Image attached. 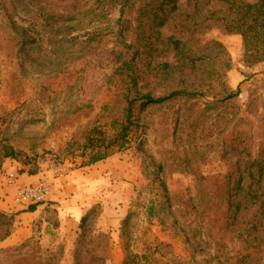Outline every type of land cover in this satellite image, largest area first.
Listing matches in <instances>:
<instances>
[{
	"label": "rangeland",
	"instance_id": "1",
	"mask_svg": "<svg viewBox=\"0 0 264 264\" xmlns=\"http://www.w3.org/2000/svg\"><path fill=\"white\" fill-rule=\"evenodd\" d=\"M202 1L204 14L220 8L217 0ZM194 10L189 0H179L178 11L162 28L164 35L187 37L179 15ZM197 27L190 36L194 51L218 55L217 65L223 75L206 78L203 84L191 74L184 76L188 88L198 87L201 93L150 106L143 115L147 124L143 149L132 144L108 157L104 168L111 175L110 186L91 207L94 213L90 222L91 246L106 264H124L130 252L142 254L147 246L153 256L146 264H240L239 253L244 251L241 242L219 231V225L202 212L201 204L207 198L208 177L235 169L238 156L224 150L229 139L248 135L256 147L264 141V60L247 55L263 49L264 44L246 39L243 30L228 29L218 21ZM5 31L0 12L2 38ZM111 48L112 44L90 48L60 72L28 76L20 72L14 57L0 51V142L9 143L18 153V159L0 155V200H15L19 185L12 171L15 165L23 172L35 160L54 168L74 158L66 154L65 147L79 113L84 114L91 104L100 111L111 93L107 80ZM169 59L173 60L170 56L159 61ZM167 79L171 82L170 77ZM157 82L162 83L163 78L153 80L154 85ZM238 89V95L225 100L218 94ZM13 175L15 181L10 180ZM160 179L166 182L169 199ZM55 210L21 219L22 225H32L31 230L14 244L2 245L7 238L0 242V264H35L46 257L54 264H73L81 228L70 246L67 235L51 239L50 231L43 232V222L45 218L55 219ZM254 212L253 206L244 209L241 219H252Z\"/></svg>",
	"mask_w": 264,
	"mask_h": 264
},
{
	"label": "trees",
	"instance_id": "2",
	"mask_svg": "<svg viewBox=\"0 0 264 264\" xmlns=\"http://www.w3.org/2000/svg\"><path fill=\"white\" fill-rule=\"evenodd\" d=\"M189 1L195 10L179 15L180 26L187 32V37L180 38L165 36L162 30L178 11L179 0H0L6 29L5 38L0 36V51L14 57L25 76L60 72L72 60L82 58L88 49L112 44V65L107 73L111 93L100 111L91 104L84 114L79 113L66 143V154L81 156L84 164H93L132 144L141 150L147 126L143 115L150 106L200 94L198 87L188 88L186 75L196 77L199 84L206 78L222 76L218 55H198L194 51L195 43L190 36L199 24L218 21L228 29L243 30L246 39L264 44V0L254 3L217 0L220 8L210 9L206 14L202 0ZM71 53L75 54L73 58ZM247 55L262 61L264 48ZM170 56L172 61H159ZM162 78V83L153 84L154 79ZM166 81L170 84H164ZM239 91L218 94L225 100ZM205 92L202 90V94ZM218 94L215 98H219ZM229 140L224 150L225 154L238 156L235 169L232 173L218 172L208 177L207 198L201 210L213 224L219 225L225 236L239 239L244 249L239 253L240 264H264V141L256 147L252 138L243 134ZM0 155L18 159L16 149L6 142H0ZM29 164L33 165L22 169L23 172L35 174L41 168L38 160ZM160 186L169 199L168 187L162 179ZM189 204L193 206L192 202ZM36 205L33 203L28 210H34ZM250 206L255 208L253 218L242 220L241 213ZM93 213L94 209L81 220L73 264H106L105 258L91 246ZM15 215L0 209V242L11 235ZM152 256L147 246L142 254L130 252L124 264L150 263ZM35 264L54 261L46 257Z\"/></svg>",
	"mask_w": 264,
	"mask_h": 264
},
{
	"label": "crops",
	"instance_id": "3",
	"mask_svg": "<svg viewBox=\"0 0 264 264\" xmlns=\"http://www.w3.org/2000/svg\"><path fill=\"white\" fill-rule=\"evenodd\" d=\"M108 161L107 158L93 164H84L83 159L80 157H75L73 160L67 159L63 165L68 166V171L60 176H56L53 168H51L52 166L47 163L41 165L42 167L35 174L28 171L18 172V167L15 165V170L12 171H15L17 175L16 181L18 184L31 183L43 175H49L54 177L55 186L49 200L37 204L34 210H28V205L21 206L10 198L0 200L1 210L18 213L13 233L5 240V243L1 244H14L18 242L16 240L19 239L21 234H27L31 230L32 225L29 223L22 225L20 223L21 219H33L43 212L46 213L47 210L50 211L55 208V219H44L43 232L46 229L50 231L51 239H58L62 235H67L66 243L69 246L72 245L74 235L83 216L92 209L91 207L99 203V200L102 199L100 197L105 196V187L110 186L109 179L111 175L104 168ZM9 165H11V162ZM44 237H46V234H44Z\"/></svg>",
	"mask_w": 264,
	"mask_h": 264
},
{
	"label": "built area",
	"instance_id": "4",
	"mask_svg": "<svg viewBox=\"0 0 264 264\" xmlns=\"http://www.w3.org/2000/svg\"><path fill=\"white\" fill-rule=\"evenodd\" d=\"M53 169L56 176L66 174L68 171L67 167L63 164L57 165ZM10 180L15 181V176L13 175ZM54 186V177L49 175H43L31 183L19 184L14 198L15 202L26 204L45 203L53 194Z\"/></svg>",
	"mask_w": 264,
	"mask_h": 264
}]
</instances>
